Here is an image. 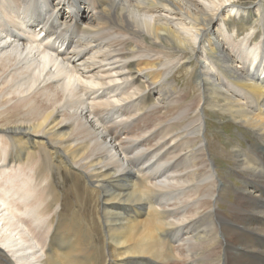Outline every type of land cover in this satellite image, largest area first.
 <instances>
[{
    "label": "bare ground",
    "instance_id": "6f19581e",
    "mask_svg": "<svg viewBox=\"0 0 264 264\" xmlns=\"http://www.w3.org/2000/svg\"><path fill=\"white\" fill-rule=\"evenodd\" d=\"M238 1L0 0V264H264V2ZM203 105L255 136L229 170Z\"/></svg>",
    "mask_w": 264,
    "mask_h": 264
},
{
    "label": "rangeland",
    "instance_id": "374dc122",
    "mask_svg": "<svg viewBox=\"0 0 264 264\" xmlns=\"http://www.w3.org/2000/svg\"><path fill=\"white\" fill-rule=\"evenodd\" d=\"M240 1L241 2L238 1V3L243 5L252 2V0H240ZM262 1L264 2V0H261V2ZM262 8L264 9V5H262ZM260 30L262 31V27L260 28ZM182 61H183L182 64L183 63L184 64L179 65L180 67L176 64L178 61L175 62V64H173V69H172L173 71L170 75V78L173 79V83L176 84H174L173 87H172L173 83H171V87L166 84L165 86H163V89L165 88L164 90H166L169 94L171 93L170 95H172L170 98V103L172 101V104H170L169 110H167V108L163 107L162 105L160 108H158L160 110L164 109L165 112L163 113L160 111V113L166 115V118L169 117L172 118L174 117V115H175L174 118L176 119L178 118L181 112L182 102L188 93L189 95L186 97V101H190L191 99H193L194 103H196L194 101L195 96L199 95V91L196 89V82H195L196 81L195 79L198 77V73H199V67H198L199 64L196 62L194 58L192 59V61L191 60L189 61L187 60L188 62L186 60H182ZM170 68H168L165 71L170 70ZM202 82L203 80L200 81L201 84ZM180 98H182L183 100L182 99L180 100ZM203 101L204 100H202V102ZM175 102L177 103V106ZM203 106L207 116L206 131L208 133V136L213 142L211 143L212 154L214 155V158L216 157V160L219 164V168L223 170H229L232 165L230 164L231 163L230 159H227V157L225 156H228L227 152L231 150V146L238 145L240 143L241 145L256 144L254 139L255 136L254 134L251 133L250 129H248L245 125L234 122L232 118L227 114H223L218 110H210L208 108H205V105ZM173 125H174L173 128L170 127L171 133L174 132L176 129L180 128L178 126H175L176 124L174 122ZM68 184H70L69 180H67L64 183V185H68ZM64 214H67V212L65 211ZM73 215H75L78 219L81 220L82 215L78 212V206L74 207L72 205V209L69 210L67 216L71 217ZM75 227L76 229H80L81 225L76 224ZM98 244H101V242H98ZM95 263L100 264V260L97 258V256L95 257Z\"/></svg>",
    "mask_w": 264,
    "mask_h": 264
}]
</instances>
